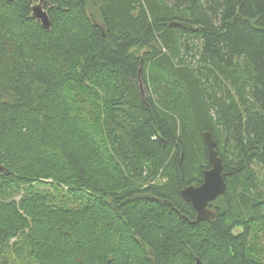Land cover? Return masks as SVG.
<instances>
[{
    "label": "trees",
    "instance_id": "1",
    "mask_svg": "<svg viewBox=\"0 0 264 264\" xmlns=\"http://www.w3.org/2000/svg\"><path fill=\"white\" fill-rule=\"evenodd\" d=\"M39 1L0 0V264H264V0Z\"/></svg>",
    "mask_w": 264,
    "mask_h": 264
},
{
    "label": "water",
    "instance_id": "2",
    "mask_svg": "<svg viewBox=\"0 0 264 264\" xmlns=\"http://www.w3.org/2000/svg\"><path fill=\"white\" fill-rule=\"evenodd\" d=\"M12 1V0H6ZM43 0H40L31 9L34 20L38 21L43 29L50 28V20L47 12L43 9ZM204 142L207 149L208 162L210 169L202 174V182L198 186H188L181 191L182 198L191 204L196 213V219L193 224L211 220L214 213L208 205L221 196L226 188V183L222 174V163L215 151V143L209 133L204 134ZM1 171V168H0ZM196 264H200L196 260Z\"/></svg>",
    "mask_w": 264,
    "mask_h": 264
},
{
    "label": "rangeland",
    "instance_id": "3",
    "mask_svg": "<svg viewBox=\"0 0 264 264\" xmlns=\"http://www.w3.org/2000/svg\"><path fill=\"white\" fill-rule=\"evenodd\" d=\"M140 87H141L140 89L142 91V94L145 95V89H144V85L142 83L140 84Z\"/></svg>",
    "mask_w": 264,
    "mask_h": 264
},
{
    "label": "bare ground",
    "instance_id": "4",
    "mask_svg": "<svg viewBox=\"0 0 264 264\" xmlns=\"http://www.w3.org/2000/svg\"><path fill=\"white\" fill-rule=\"evenodd\" d=\"M210 169V168H209ZM209 169H207V170H209ZM207 170H204V171H207Z\"/></svg>",
    "mask_w": 264,
    "mask_h": 264
}]
</instances>
